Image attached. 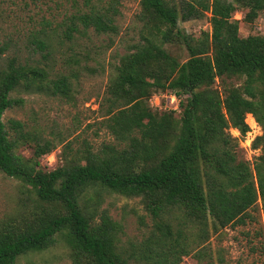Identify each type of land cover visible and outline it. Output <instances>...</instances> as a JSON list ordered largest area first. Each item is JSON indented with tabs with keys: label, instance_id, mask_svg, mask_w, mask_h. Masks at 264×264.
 I'll return each instance as SVG.
<instances>
[{
	"label": "trees",
	"instance_id": "1",
	"mask_svg": "<svg viewBox=\"0 0 264 264\" xmlns=\"http://www.w3.org/2000/svg\"><path fill=\"white\" fill-rule=\"evenodd\" d=\"M122 4L85 0L84 9L49 27L52 33L43 27L36 42L51 54L55 34L69 41L90 30L117 34ZM239 11L253 25L264 15V0H141V38L121 55L100 104L113 140L98 147L87 139L77 147L67 142L53 168L42 159L54 152L56 138L3 117L21 101L14 92L73 102L78 70L53 73L17 56L0 63V171L27 190L18 210L0 220V264L49 248L57 234L74 264H129L132 256L120 246L123 226L101 207L112 193L139 197L149 212L152 228L137 262L180 264L191 254L198 264H215L211 232L245 224L259 199L264 211V33L242 36ZM207 13L210 31L195 36L180 27V20ZM6 49L0 41V55ZM162 92L181 98L180 113L151 106ZM247 113L262 127L253 166L239 157L229 132L246 134ZM28 146L30 156L22 152Z\"/></svg>",
	"mask_w": 264,
	"mask_h": 264
},
{
	"label": "rangeland",
	"instance_id": "2",
	"mask_svg": "<svg viewBox=\"0 0 264 264\" xmlns=\"http://www.w3.org/2000/svg\"><path fill=\"white\" fill-rule=\"evenodd\" d=\"M140 1L123 0V14L119 18L117 34L98 35L90 30L87 37L79 36L73 41L64 38L61 40L55 34L49 46L51 54H47V49H41L36 42L43 37L40 30L46 27L47 32L52 33L49 27H54L78 9H84L85 0H0V41L7 45V49L0 55V63L17 56L22 62L44 65L53 73L69 74L72 70L79 72L78 78L74 79L76 93L73 102L42 93L14 92L13 96L21 101L7 109L3 117L7 124H10L11 119L21 120L28 129L37 130L50 139L56 138L57 147L50 159L52 163L48 155L42 159L48 168H53L60 162L62 146L67 142H72L77 147L81 140L87 139L98 147L102 142L113 140L101 123L100 104L121 55L129 51L141 38V23L136 17L140 10ZM235 14L241 20L242 36L253 31L264 33V15L252 25L244 22L241 11ZM209 16L207 13L199 19L180 20V27L197 36L204 31H210ZM176 52L185 55L183 51ZM218 83L217 81L215 86L218 87ZM159 94L157 99L154 97L153 103L150 101L152 107L156 108L155 102L161 101L163 108H179L177 102L172 104L175 101L169 98V92ZM180 110L181 107L176 113H180ZM248 121L254 131L262 133L261 126V129L253 127L250 116ZM229 132L239 143L236 148L239 157L253 166L255 158L260 154L259 149L254 150L255 139L249 144L248 134L243 137L238 131ZM61 138L64 143L60 141ZM22 152L30 156L32 149L29 146L24 147ZM24 190L27 191L21 180L0 171V220L18 210ZM101 207L108 208L113 218L123 226L119 232L120 246L127 252V256H132L129 264H140L136 259H140L144 253L143 241L152 228L145 204L139 197L112 193L106 194ZM252 212L253 217L247 219L245 224L234 223L218 232H211L207 244L214 254L215 264H264V211L260 199ZM15 264L74 263L64 237L57 234L55 242L49 248L23 254ZM180 264L198 262L190 254L183 256Z\"/></svg>",
	"mask_w": 264,
	"mask_h": 264
},
{
	"label": "built area",
	"instance_id": "3",
	"mask_svg": "<svg viewBox=\"0 0 264 264\" xmlns=\"http://www.w3.org/2000/svg\"><path fill=\"white\" fill-rule=\"evenodd\" d=\"M238 13V12H237ZM236 17V16H235ZM208 24L210 25V22L208 21ZM199 28L201 29V25L199 26ZM210 28H211V25H210ZM158 95H160V94H155L151 99H150V101H152V103H153V99H154V97L157 99V97H159ZM171 97V99H172V101H175V102H173L172 104H174V103H176L177 102V104H178V107L180 108V101H181V98L175 93V92H172V93H169V98ZM155 105L157 106V107H159V108H163V105H162V103H161V101H157V102H155ZM165 107V106H164ZM166 108H169V107H167L166 106ZM179 108H175V107H173V106H171V109H174V110H178ZM249 116H250V118H252V121L251 122H253L254 123V126L253 127H258V128H260L261 129V125L258 123V121L256 120V118H255V116L252 114V113H247V115H246V118H245V121L247 122V124L249 125V129H248V131L246 132V134H242L241 133V131L239 130V129H237V128H233V127H231L229 130L231 131V133H232V131H238L239 132V135H242L243 137L245 136L246 137V135L248 136V141H249V144L251 143V141L253 140V139H255L256 137H257V135H261L260 133L258 134L256 131H254L253 129L254 128H251L252 127V124H250L249 123V121H248V118H249ZM252 133H253V136H252ZM238 135V137H240ZM254 150H257V149H254ZM260 150V149H259ZM54 155H53V152L51 153V154H49L48 155V159H49V161H50V163H52L51 161L52 160H50L51 159V157H53ZM55 161V160H54Z\"/></svg>",
	"mask_w": 264,
	"mask_h": 264
}]
</instances>
